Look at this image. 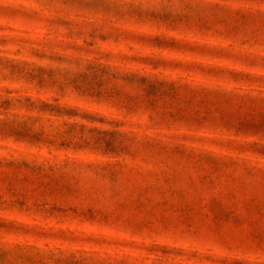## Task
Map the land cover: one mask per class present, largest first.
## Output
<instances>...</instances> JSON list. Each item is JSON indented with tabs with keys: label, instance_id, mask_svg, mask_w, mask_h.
Segmentation results:
<instances>
[{
	"label": "rangeland",
	"instance_id": "1",
	"mask_svg": "<svg viewBox=\"0 0 264 264\" xmlns=\"http://www.w3.org/2000/svg\"><path fill=\"white\" fill-rule=\"evenodd\" d=\"M0 264H264V0H0Z\"/></svg>",
	"mask_w": 264,
	"mask_h": 264
}]
</instances>
